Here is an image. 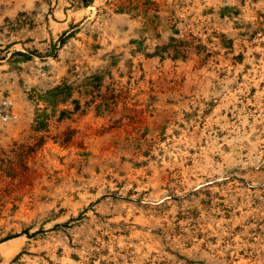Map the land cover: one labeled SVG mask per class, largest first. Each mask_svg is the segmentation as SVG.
I'll return each mask as SVG.
<instances>
[{
    "label": "rangeland",
    "instance_id": "rangeland-1",
    "mask_svg": "<svg viewBox=\"0 0 264 264\" xmlns=\"http://www.w3.org/2000/svg\"><path fill=\"white\" fill-rule=\"evenodd\" d=\"M0 264H264V0H0Z\"/></svg>",
    "mask_w": 264,
    "mask_h": 264
}]
</instances>
